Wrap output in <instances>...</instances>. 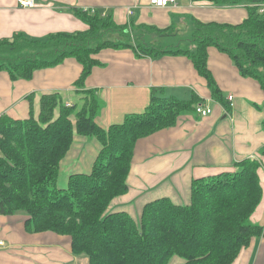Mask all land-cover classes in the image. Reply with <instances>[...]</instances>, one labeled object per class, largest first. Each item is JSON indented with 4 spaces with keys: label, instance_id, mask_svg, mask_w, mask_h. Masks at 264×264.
Segmentation results:
<instances>
[{
    "label": "trees",
    "instance_id": "obj_1",
    "mask_svg": "<svg viewBox=\"0 0 264 264\" xmlns=\"http://www.w3.org/2000/svg\"><path fill=\"white\" fill-rule=\"evenodd\" d=\"M211 1L245 2L248 16L238 24L197 20L185 44L165 45L133 36L135 27L156 31L151 26L119 24L111 12L75 8L87 29L52 32L45 38L16 32L0 39V71H8L12 79L31 78L36 69L67 57L82 64L74 82L79 101L66 104L57 92L44 93L37 116L32 105L27 118L0 115V214H24L25 228L31 232L69 236L72 252L87 257L88 264H170L174 256L182 258L180 264H231L253 236L264 234V227L251 220L263 195L257 158L194 178L189 203H176L168 196L147 201L139 222L126 210H108L112 199L128 189L137 141L174 125L180 114L194 112L201 98L154 92L143 111L128 113L104 129L96 122L101 108L98 92L84 84L100 63L98 51L131 46L139 55L185 54L207 79L212 95L221 99L208 67V47L214 45L230 55L242 75L256 78L264 89L263 0ZM74 132L97 137L101 148L90 172L72 173L68 185L58 187L60 161Z\"/></svg>",
    "mask_w": 264,
    "mask_h": 264
},
{
    "label": "crops",
    "instance_id": "obj_2",
    "mask_svg": "<svg viewBox=\"0 0 264 264\" xmlns=\"http://www.w3.org/2000/svg\"><path fill=\"white\" fill-rule=\"evenodd\" d=\"M36 2L34 7H22L16 0H0V39L11 38L16 32L45 38L52 32L87 29L88 24L76 15L75 8L111 12L119 24L151 26L156 31L150 32L162 35L156 38L183 35L167 44L189 39L197 20L238 24L248 16L245 2L221 5L211 0H177L167 6L152 5L149 0ZM156 38L143 37L153 43H157ZM95 57L100 63L93 66L84 84L98 92L101 108L96 122L104 129L123 121L128 113L143 111L154 92L178 99L198 96L200 102L212 107L205 116L180 114L174 125L140 138L127 176L128 189L115 196L108 209L139 216L143 205L155 198L168 196L176 203H189L194 178L232 170L236 161L257 158L261 162L258 173L263 195L251 220L264 227V89L260 82L242 75L230 55L214 45L208 47V67L220 88L221 99L212 95L207 79L185 54L139 55L133 47L122 46L104 47ZM81 71L82 64L75 57L38 68L31 78L12 79L8 71H0V115L27 118L32 105L37 116L41 95L50 92H57L66 104L74 103V92L80 98L74 82ZM229 95L233 98L229 99ZM77 134L88 137V142L95 139ZM98 147L100 150V141ZM67 152L60 161V168L65 163L72 164L65 180L75 172H90V163L99 151L83 149L84 159L77 163L67 158ZM123 199L130 203L116 204ZM24 220L22 213L0 214V240L6 243L0 245V264L88 263L87 257L72 252L69 236L28 231ZM172 261L180 264L183 260L174 256L170 264ZM231 264H264V234L253 236Z\"/></svg>",
    "mask_w": 264,
    "mask_h": 264
},
{
    "label": "rangeland",
    "instance_id": "obj_3",
    "mask_svg": "<svg viewBox=\"0 0 264 264\" xmlns=\"http://www.w3.org/2000/svg\"><path fill=\"white\" fill-rule=\"evenodd\" d=\"M132 33L134 34L133 36L137 37V39L143 38V37H145L147 39H150V38H154V37L156 38L158 36H162L159 33H158L159 34L158 35L157 33L150 32V31H148V30H146L144 28H136V27L134 28ZM115 35H116V36H114L115 38H117V35L120 37V35L117 34V33H115ZM177 36L183 37L182 34L174 35V36L168 35V36H163V37L156 38L157 40H154V41L157 42V43H160V44L172 43L171 39L174 38V37H177ZM131 40L134 41V38L132 37ZM186 42H187V40H183V41L180 40L181 44H185ZM73 97H75L77 101L80 100L75 92L73 93ZM190 113H193L194 115H198L195 111L194 112H190ZM85 138L88 139V137L79 136L77 134V132H74L73 141H72V143H71V145H70V147L68 149L69 153L67 152V154H69L67 158L70 161H72L74 163H77V161L79 159H84V157L81 154V151L83 149H88V150L91 151V153L94 152V151H95V153L99 151L98 145H99V141L100 140L98 138L94 137L95 139L92 138V140H90V142H88L87 139H85ZM93 140H94L95 144L93 143ZM97 154L93 157V160L90 163L91 167L93 166V163H94V160H95ZM70 164L71 163H65V164H63L61 166V168H59V176L60 177L58 178V187H64L65 188L68 185L69 177H68V180H65V179L67 177V172L70 170L69 168L72 165V164L71 165ZM91 167H90V169H91ZM121 203L128 205V203H130V202L124 201V199L121 200V201H116V204H121ZM108 208H109V206H108ZM132 209H135V208L132 207ZM140 216H141V212H140L139 216H133V217L139 222L140 221ZM174 262L175 261H172V264H174Z\"/></svg>",
    "mask_w": 264,
    "mask_h": 264
},
{
    "label": "built area",
    "instance_id": "obj_4",
    "mask_svg": "<svg viewBox=\"0 0 264 264\" xmlns=\"http://www.w3.org/2000/svg\"><path fill=\"white\" fill-rule=\"evenodd\" d=\"M19 6L22 7H34L37 5L36 0H16ZM177 0H149L150 4L155 6H167L176 3ZM264 11V5L260 6V12ZM229 99L233 98V95H229ZM195 112L199 116H205L212 112V107L204 102H198L195 104ZM6 243L4 240H0V245L4 246Z\"/></svg>",
    "mask_w": 264,
    "mask_h": 264
}]
</instances>
